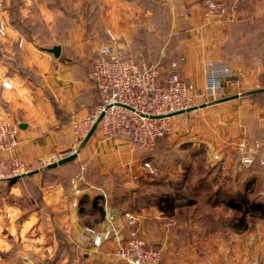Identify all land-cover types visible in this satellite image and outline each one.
<instances>
[{"label":"crops","instance_id":"0c3cea01","mask_svg":"<svg viewBox=\"0 0 264 264\" xmlns=\"http://www.w3.org/2000/svg\"><path fill=\"white\" fill-rule=\"evenodd\" d=\"M35 1L37 2L0 0L2 14L11 23L9 37L1 40L5 57L0 60V76L12 84V88L7 89L0 82V105L12 109L20 124L18 143L13 154L36 165L42 156L58 153L65 157L76 151L78 156L73 163L58 166L56 171H71L87 162L99 173L102 184L95 186L88 183L84 186L82 205L74 207L71 185L45 186L46 183L42 184L41 181V172L33 173L27 179L32 178L35 187L42 191V203L33 199L25 179L18 180L13 185L0 181V264H123L106 256L107 252L116 247L114 239L106 241L98 248L91 242L79 240L85 227H92L97 232H103L107 228L106 215L105 220L99 224L89 223L98 214L96 205L92 202L95 201V196L103 192L109 196V187L118 192L119 196L137 188L154 189L156 184L153 182L158 183L159 179L167 176L166 166L160 167L157 176L144 177L140 185L131 181L126 171L136 170L143 160L150 158L160 165L165 157L160 154L161 150L150 153L123 134L101 139L94 133L82 147L73 131L72 121L86 116L99 103L90 70L93 58L97 56L101 45L108 40L106 26L112 25L117 33L118 43L139 58L138 53L131 48L139 30L136 16L138 11L124 0H99L104 30L102 36L88 28L75 31L67 23L65 28L68 31L62 36L63 39L43 47L33 40L36 37L28 40L10 22L11 14H28L29 6H33ZM57 1L59 0L43 1L40 4L41 12L51 15L53 20L61 14L64 16L68 7L62 4L63 0L61 4L64 8L57 6ZM74 1L79 2L75 3V8H79L83 0ZM188 2L190 6L186 15L190 38L182 54L185 60L180 62L181 75L193 84L196 91H203L207 85L208 73L221 71L222 66L230 68L234 77L224 78V89L220 94L212 98L206 106L197 109L202 110L201 114L204 115L214 113L212 120H200L197 124L194 120L186 126L179 123L183 120L181 116L193 110L180 114L173 119L176 133L167 139L174 148L175 155L182 153L187 157L189 154L187 158L193 165L202 159L203 167L206 163L213 166L215 161L212 153L221 148L224 140L236 138L240 134L264 137V107L251 97L227 99L238 95L230 86V81L241 80L245 93L259 86L260 70L252 69L244 74L224 58V44L228 32L232 31L235 21H240L242 17L246 20V14L250 13L247 7H235L226 17L215 16L207 20L198 0ZM56 24L53 22L52 26ZM20 38H24L22 46L19 45ZM95 42H98L97 46H94ZM55 45L61 46L59 57L48 50ZM90 46L97 49V53L93 54L89 50ZM163 53L165 52H162L161 58ZM7 61L15 63L17 68H12ZM201 143L207 145L205 151L200 150ZM232 154L233 152L226 150L223 152L228 167L234 161ZM130 184L133 186L130 187ZM85 200L87 201L83 202ZM112 209L115 225L123 235L130 228L125 214H131L137 219L136 227L141 235L149 244L162 249L165 264H219L224 261L240 264L256 258L257 253L263 249L259 246L263 241L262 230L250 234L248 230L233 232V237L227 241L223 237L224 232H203L194 228L186 232L180 229L181 222L178 217L162 210L157 204H144L130 210L125 207V203L121 204L114 199ZM185 234L188 236H184ZM257 240L259 243L252 249L250 245ZM58 254L63 257L55 260Z\"/></svg>","mask_w":264,"mask_h":264},{"label":"built area","instance_id":"2783aa9c","mask_svg":"<svg viewBox=\"0 0 264 264\" xmlns=\"http://www.w3.org/2000/svg\"><path fill=\"white\" fill-rule=\"evenodd\" d=\"M239 0H203L206 19L215 16L226 17L236 7ZM235 3V7H230ZM10 23L2 14L0 3V40L9 37ZM108 40L101 45L93 59L90 78L99 94V103L86 116L75 118L72 128L80 141H84L92 127L98 122L95 134L101 139H109L121 133L126 134L135 143L146 148L155 146L162 137H171L176 131L173 119L190 110L198 109L203 103L217 97L224 89L223 79H231L234 72L222 66L218 72H209L207 85L203 91H196L178 71L180 62L173 61L172 71L167 72L160 62H149L139 59L132 51L118 43L117 33L112 25L105 27ZM24 38H20L22 46ZM163 58L166 53H163ZM0 82L7 89L12 88L10 81L0 76ZM236 94L242 95L241 80L229 82ZM180 113V114H179ZM20 124L16 113L0 105V181L32 175L44 171L48 166L57 163L61 157L58 153L42 156L37 164H29L13 151L18 143ZM236 154L240 165L245 168L259 166L264 168V139H252L246 134L224 140L219 149H215L212 158L219 162L224 151ZM76 152V151H75ZM87 165L81 164L79 170L70 179L72 205L79 206L83 196L82 183L86 182ZM160 172V165L154 159H145L136 170L126 171L131 181L138 183L144 177L152 178ZM105 200L107 228L97 232L92 227H85L79 236L81 242H91L94 247H101L106 241L114 239L116 247L106 253L108 258H115L123 264H165L161 248L149 244L136 227L137 219L125 214L130 226L126 235L115 225L113 209H108V196L102 193ZM264 198V193H263ZM219 264H231L224 261ZM240 264H256L254 259Z\"/></svg>","mask_w":264,"mask_h":264},{"label":"rangeland","instance_id":"374dc122","mask_svg":"<svg viewBox=\"0 0 264 264\" xmlns=\"http://www.w3.org/2000/svg\"><path fill=\"white\" fill-rule=\"evenodd\" d=\"M43 1L45 0H37V2L35 1L37 4L34 3L33 6H29L31 10L29 9L28 14L10 15V22L16 20L19 23L24 19L30 21V24L37 30V35L34 36L36 38L33 40L39 46L45 47L55 41H61L64 33L68 31L65 28L67 27V23H70L69 27H72L75 31L87 30L88 28V30L90 29L95 32L96 35L102 36L104 30L101 22V10H99L98 5L99 0H95L94 4L93 0H83L79 8H75L77 7L75 3L79 2L63 0L62 4L68 7L65 9L66 14L64 16L61 14L59 18L54 20L51 15L41 12L40 4ZM124 1L137 9V29H142L141 32L137 30V44L132 45V50L138 53L139 58L153 63L160 62L167 72L172 71L171 63L180 60L181 55L184 54L186 42L190 38L189 32L187 31L189 30V21L186 15L188 7L190 6L188 0ZM57 2L59 4L57 6L63 7L61 0ZM68 2H71V4H67ZM198 2L201 3L204 10L203 0H198ZM231 4V8L235 7V3ZM242 6L247 7L250 13L249 15L248 13L246 14V20L245 17H242L240 21H235L232 24V31L230 33L228 32V38L225 39L224 58L237 71L244 74L252 69H259V86L257 88L264 87V0H239L236 3V7L241 8ZM204 17L206 18L205 13ZM53 22L57 23L54 27L52 26ZM26 37L29 40L30 37ZM97 45L98 42H95L94 46ZM0 46L2 48L1 40ZM89 50L93 54L97 53V49H93L92 46L89 47ZM162 52L166 53V58L164 59L161 58ZM8 64L12 68H17L15 63L8 62ZM195 110L181 116L183 120L179 123H184L187 126L188 123L191 124L194 120L197 124V121H210L215 117V114L212 112L204 115L201 114L202 110ZM84 145L85 142L81 141V146L83 147ZM205 146L207 147L206 144L201 143L200 150L205 151ZM176 155L174 154V157L170 155L169 159L163 158L161 160L160 167L166 166L165 173H167V176L159 179L158 183L154 181L153 183L156 185L153 188L161 193H170L172 195L174 199L172 205L165 203L158 206L167 213L178 217V220L181 222L180 229L186 232L191 231L190 229L192 228L202 230L203 232H224L223 237L227 241L230 240V237H233V232L237 233L241 230H248L249 234L259 230H262L264 233V218L260 214L250 212L246 215V219L241 221L243 217L242 212L233 209L229 204L219 203V205L213 206L208 201V192L202 188V185L207 187L209 183H213L215 180L218 182L221 181L220 179L222 177L219 178L218 174L210 173L218 162H214L213 166L206 163L203 167L202 163L204 160L202 159L193 165L190 159L187 158L189 154L187 157L182 153ZM180 155H183V157ZM237 166L239 167L237 168ZM237 166L232 163L230 166L233 169L232 172L226 173L233 180V182L228 183L227 189L229 193L234 195L239 190L247 199L264 201V171H261L259 166L250 168L242 167L240 164ZM91 168L88 166V174L91 172ZM75 172L76 170L73 169L67 172L55 171L47 174L43 173L44 175L41 173V181L43 184L46 183L45 186L48 184H62L68 187L70 179ZM88 174L86 182L81 184L82 187L88 183H92L95 186L102 184L101 179L95 174H90L89 178ZM29 179L32 180V183L34 182L32 178ZM224 181H226L225 178ZM137 184H142V181ZM107 193L109 195L108 209L110 210L112 209L114 199L118 202V192L112 191V188L109 187ZM121 193L123 192L121 191ZM241 200L243 201V199ZM234 203L239 204L241 202L234 201ZM80 205H82L81 199L78 207ZM95 205L98 214L89 223L99 224L105 220L106 215L105 200L102 194L95 196ZM125 207L133 210L127 203H125ZM184 236L187 237L188 234ZM256 243H259V241L257 240L250 245L252 249H254ZM261 243H259V246H262L263 249L257 253L258 256L256 258H250L254 259L256 264H264V235Z\"/></svg>","mask_w":264,"mask_h":264},{"label":"trees","instance_id":"16d2710c","mask_svg":"<svg viewBox=\"0 0 264 264\" xmlns=\"http://www.w3.org/2000/svg\"><path fill=\"white\" fill-rule=\"evenodd\" d=\"M128 1H130V0H128ZM12 24H13V26H15V28L20 30L23 34L28 36V38L30 37L29 38L30 40H32L33 37L37 35V30H35V28L30 24V21H28L26 19H24L23 21H21L19 23L16 22V20L15 21L12 20ZM141 31H142V29H140L138 32H141ZM135 43L137 44V39H136ZM143 44H145V42H143ZM4 57H5V52L3 53L2 48L0 46V60L4 59ZM162 59H164V58H162ZM178 71L181 73L180 68L178 69ZM246 97L254 98L255 100H257V102L259 103L260 106L264 107V92L256 93V94H252V95H246ZM122 134L126 136V134H124V133H121L119 135H122ZM127 137H129V136H127ZM167 138L168 137L159 138L156 141L155 146L152 148H146L140 144H136V145L138 147L146 149L150 153L153 150H156V151L161 150L160 154L163 155V157H165L164 159H166V158L169 159L170 155L173 156L175 153H174V149L170 146V143H169ZM250 138H252V139H264V137H262V138L261 137H250ZM232 156L234 159L233 163L236 166L239 165L240 163L237 160L238 158H237L236 154L233 153ZM69 163H73V161L69 162ZM66 164H68V163H66ZM66 164H64V165H66ZM85 164H87V162H85ZM80 166L81 165H78L76 167V169H75L76 172L79 170ZM88 166L89 165L87 164V168H88ZM90 167L91 166H89V168ZM238 167L239 166H237V168ZM213 168L214 169L210 173L211 174L212 173L218 174L219 178L222 177V179H220L221 181L218 182L217 180H215V182L209 183L207 185V187L202 185V188L204 190H206V192H208V201L210 203H212L213 206L219 205V203L229 204V206H231L233 209L242 212L243 217H242L241 221H244L246 219V215L250 212L260 214V216L264 218V201H258L256 199H250V198L247 199L241 192H239V190L234 195L229 193V191L227 189L228 183H231V181L233 182V180L231 177H228L230 175H227V174L229 172L231 173L233 169L228 167V165L226 163L225 156H223L222 159ZM260 170L264 171V169H261V168H260ZM55 171H56V168H49V166H48L41 173L47 174V173L55 172ZM91 172L88 174V171H87L88 178L90 177V174L91 175L95 174L97 177H99V179H101L99 173L96 172V170H93L91 168ZM28 177H29V175L28 176H22L19 178L10 179L7 182H9L10 185H13L16 181L21 180V179L22 180L25 179L26 183L28 182L27 185L28 184L30 185V186L29 185L28 186L30 187V193H31V195H33L32 196L33 199L35 198L37 201L42 203V200H43L42 191L38 187H35L34 183H32V180L27 179ZM224 178L226 179V181H224ZM117 196H118L117 200H119V202L121 204L128 203L132 207H138V206H141L144 204H149V203H153V204H157V205H163V204L167 203V204L172 205V202L174 200L170 193L164 194V193H161L160 191H156L155 189H151L148 187L137 188L135 190L128 191V192L126 191L124 193V195H121V196L117 195ZM235 196H237V197H235ZM32 197H30V200L32 199ZM240 199H243V201L242 200L240 201ZM86 201L87 200H85L83 202H86ZM234 201L241 202V203L235 204ZM92 204L95 205V201H93ZM62 257H63V255L58 254V256L56 257L55 260H60Z\"/></svg>","mask_w":264,"mask_h":264},{"label":"water","instance_id":"95a60500","mask_svg":"<svg viewBox=\"0 0 264 264\" xmlns=\"http://www.w3.org/2000/svg\"><path fill=\"white\" fill-rule=\"evenodd\" d=\"M48 50H49V52L53 53L56 57H59L61 55V46H59V45H55V46H53L52 48H50ZM261 92H264V87H259V88H255V89L249 90V91L243 93L242 95H233L231 97H228L227 99L230 100V99L238 98L240 96L252 95V94L261 93ZM206 105L207 104H203L200 107L202 108V107H204ZM102 116L103 115H101L99 117L98 122L101 120ZM98 122L92 127L91 131L89 132V134L85 138V140H84L85 143H87L90 140V138L93 136V134L97 130ZM77 156H78V153L77 152H73L72 154L67 155V156L63 157L62 159H60L57 163L51 164L49 166V168H56L58 166H62L64 164H66V163L72 162V161H74L77 158ZM129 186L131 187L133 185L130 184Z\"/></svg>","mask_w":264,"mask_h":264}]
</instances>
